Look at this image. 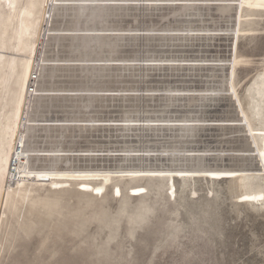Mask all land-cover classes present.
Instances as JSON below:
<instances>
[{
  "label": "rangeland",
  "instance_id": "1",
  "mask_svg": "<svg viewBox=\"0 0 264 264\" xmlns=\"http://www.w3.org/2000/svg\"><path fill=\"white\" fill-rule=\"evenodd\" d=\"M38 2L15 0V10L0 5V155L7 159L0 164V264H264V200L252 198L240 184L241 160L253 144L241 116L253 79L264 71V0L119 3L129 8L126 25L132 18L145 23L110 34L185 39L155 44L165 59H148L154 57L150 50L144 60L103 63L129 66L131 73L123 75L130 77L96 93L100 119L74 141L79 145L75 156H64L70 165H63L69 159L60 161L41 183L21 164L32 153L30 161L46 162L52 133L42 134L39 125L72 109L66 101L41 95L54 88L78 91L71 72L61 81L56 77L63 73L46 66L58 59L43 62L50 31L67 30L64 21L51 28L49 3L35 34L15 36L21 10L32 6L37 11ZM65 9L71 7L60 10ZM107 9V22L122 12ZM189 97L205 102L189 103ZM131 109L140 119H120V112ZM158 112L165 120H155ZM17 143L20 162L10 182L8 164ZM193 155L202 156L207 166L201 158L178 162Z\"/></svg>",
  "mask_w": 264,
  "mask_h": 264
},
{
  "label": "bare ground",
  "instance_id": "2",
  "mask_svg": "<svg viewBox=\"0 0 264 264\" xmlns=\"http://www.w3.org/2000/svg\"><path fill=\"white\" fill-rule=\"evenodd\" d=\"M93 1H95V2H93ZM115 1L116 0H46V2H44V0H40V2H38V4H37L38 5L37 11H35L34 7H32V6H27L25 9L21 10V12L23 13V16H22V20L20 21V31L15 33V36L19 37V38H28L31 36V34L32 35L35 34V32L37 30L38 22L40 21V19H42V9L44 8L45 3H49L48 10H47V16L50 18L49 20H52V12L55 10V7L59 6V8L56 9V16H55L56 23L62 24L64 21L66 24V28H67V30H65L66 32H72V33L78 34L77 32L86 31V34H89L90 32L101 31L103 26L108 23L107 22L108 18L104 19V15L106 16V14H103V13L104 12L107 13V10H109V9H107V7H109V4H111L112 2H115ZM14 2H15V0H0V5L6 6L9 10H15V9H13L14 8V6H13ZM69 2H71V3H69ZM63 4H69L70 5L69 7H71V10L65 9V11L67 13V15L65 17L62 14L63 11L60 10V9H63L65 7V6H63ZM80 4H95V5H91V6L87 5V7H80V6H78ZM99 4H107V6H105V5L101 6ZM114 4H117V3H114ZM60 28H62V27H60ZM52 29H53V27H52ZM56 29H58V27L54 29V32L56 31ZM65 31H63V32H65ZM47 33H49V30ZM47 33H46V35H47ZM81 33H84V32H81ZM113 40H114V38H103L102 39V37H93V36L87 35V36L80 37V38L79 37L67 38L66 41L62 42V44L64 43L63 45L65 46V50H64L65 52L69 53L72 57L77 58L76 59L77 61H84V62H82V64H86V65L88 64L87 67L96 68V69H86L87 71L85 72V74H84L83 69H80L78 71H75V70L71 71L72 75H74L75 79H76L75 88L77 91H88V90L100 91V89H99L101 86L100 81L96 77L101 76L103 72L106 73L107 70H106V68H103V69L101 68V67H106V65L102 66L101 64H97V63H100L98 61L101 60L100 58H102L104 54L112 56L115 53L117 48L115 47L116 45H114ZM115 41H116V39H115ZM57 44H59V43H57ZM57 46L58 45H56V47ZM59 46H60V44H59ZM0 61H1V56H0ZM55 62H57V61H55ZM0 64H1V62H0ZM83 66H85V65H83ZM125 67H127V68L124 70L128 71L129 66H125ZM22 70H23V68H22ZM57 72L59 73V71H57ZM60 74H62V73H60ZM24 75H26V73ZM83 75H87V77H86L87 80H85L83 78ZM56 76H58V75H56ZM93 76H95V77H93ZM39 77H37V78H39ZM94 78L97 80H95ZM40 79H41V77H40ZM71 79H74V78H71ZM75 79H74V81L73 80L72 81L75 82ZM61 81H62V79H61ZM63 81H65V80H63ZM72 81L71 82L69 81V83H72L71 85H73ZM58 84H56L57 87H59ZM60 84H61V82H60ZM61 86L63 87V83ZM67 87H69V86H67ZM36 88H38V87H36ZM73 88H74V86H73ZM43 89H45V88H43ZM54 89H56V88H54ZM36 90H38V89H36ZM47 90H48V88H47ZM57 91H58V89H57ZM72 92H76V91L72 89ZM247 92H248V94H247V100H248L247 106L248 107H247L246 111L244 112V114H242L241 120H242V124L246 128H248V129L251 128L252 133H253V144L250 147L249 151L245 154V156H243V158L241 160V162H242V168H241L242 169V179L240 180L241 181L240 184L245 188L244 190H246V192H249L251 194L250 196L252 198H258L259 200H264V71L259 73L253 79L252 84L249 87ZM38 93H37V95H38ZM41 93L43 94L44 92L41 91ZM76 93H78V92H76ZM89 96L90 95H86L87 99H85L86 103H88V104H86V103L84 104L83 100H80V99L79 100L78 99L67 100V104L70 106V108L72 107V109L70 111L68 110L69 113H66V109L65 110L63 109V111L65 112V118L66 119L67 118H76L77 116L74 115V113L84 112L82 110L83 108L86 109L87 107H90L91 105L89 103L91 102V99L90 100L88 99ZM38 100H39V105L41 106L39 97H38ZM36 101H35V103H37ZM44 102H46V101H44ZM99 102H100V100H99ZM32 103H34V102H32ZM32 103H30L31 106H32ZM28 105H29V103H28ZM39 105H37V106H39ZM63 105H65V104H63ZM53 106H55V105H53ZM65 106H67V105H65ZM34 107H33V111H34ZM60 107H62L61 104H60ZM47 108H49V107H47ZM49 110L51 111L50 108H49ZM55 111L57 112V110H55ZM30 113L32 114L33 112H30ZM27 115H29V114H27ZM38 116H40V115H38ZM33 118H35V117H33ZM29 119H30V117H29ZM252 119H253V121L255 120L257 123L256 124H250V121ZM38 120H37V123H38ZM64 121H66V120H64ZM44 122H45V120H44ZM25 123L27 124V122H25ZM35 123L36 122H34V124ZM34 124H33V127H34ZM183 125H185V124H183ZM25 126H28V125H25ZM13 128H14V126H13ZM31 130H33V129H31ZM62 133L63 132L59 131L58 134H52V135L48 136V139L46 140L47 144H45L46 149L44 150L46 152L44 157H47V159L43 165L38 166L37 162L30 161V159L34 153H32L31 157H29L30 155H27L28 159L26 161L24 159L25 162H23V163L21 162L22 163L21 169L25 170L27 168L28 171H30V173L33 176H35L38 179L37 181L40 183L45 181V179L48 178L49 175H52V173L55 171V169H58V164L61 163L60 161H62V159H61L62 156L59 157V155H63V154H58V153L64 152V150H65V148L62 146L63 144L61 143V139H60V138H62ZM35 145L36 144H34V146ZM25 150H26V148H25ZM37 150H38L37 152L39 153V151L41 149H37ZM32 152H33V150H32ZM37 152H35V153H37ZM3 154H5V153H2L0 155V164L1 163L6 164L7 159H6L5 155H3ZM27 154H28V151H27ZM13 155H14V153H12V155L10 156L9 164H10V161H11V158L13 157ZM40 155H42V154H40ZM34 157H36V156H34ZM17 159H19L18 156H17ZM19 162H20V160H19ZM18 166H19V164H18ZM18 166L15 167V173L13 175H10V173H9L10 168H8V176L9 177L17 174ZM3 167H4V165H0V172L3 171ZM151 170H153V169H151ZM121 171H123V170H121ZM19 172H20V170H19ZM4 173H2V174H4ZM27 173L29 174V172H27ZM120 173L121 172H119V174ZM86 174H87V172H86ZM123 174H125V173H123ZM133 174H134V172H133ZM89 175H91V173ZM92 176H93V174H92ZM86 177H87V175H86ZM110 177H112V176H110ZM2 178H3V176H2ZM81 179H83V178H81ZM0 182H2V181H0ZM83 184H85V183H83ZM21 191H23V190L21 189ZM24 191H25V189H24ZM248 196H249V194H248Z\"/></svg>",
  "mask_w": 264,
  "mask_h": 264
},
{
  "label": "water",
  "instance_id": "3",
  "mask_svg": "<svg viewBox=\"0 0 264 264\" xmlns=\"http://www.w3.org/2000/svg\"><path fill=\"white\" fill-rule=\"evenodd\" d=\"M127 2V1H132V0H116L115 2H112L111 4H109V6H111L112 9H118L121 10L122 12H120L116 17L112 18V20L110 22H108L106 25L103 26L101 31H96V32H90L89 34H86V31H80L77 32L78 34L72 33V32H50V34H48V37L46 39V45L44 46V52H43V62L49 61L50 59H58L57 62L54 63H50L46 66L50 67V68H55L58 69L60 73H64L62 78L63 80H68L69 77L66 76L65 72H71L73 70L78 71L80 69L84 70V74L87 71L86 69H96L93 67H87L88 64H82V62L84 61H77L75 57H72L69 53L65 52V46L62 44V42L66 41L67 38H71V37H84V36H93V37H103V38H114L120 41V44L117 46V50L115 51V53L111 56V55H106L104 54L102 58H100L101 60H99L98 62L101 63L102 66L106 65L103 64L105 62L108 61H137L139 60H144L147 59L148 56H145L147 54H150V50H154L151 51V53L154 54L153 58H148V59H165L164 56L166 55V53L160 52L157 47H154L155 44H158L159 41L163 40L162 44L171 42V41H183V37H156V38H150V37H143L142 39H138L136 37H126L123 38L117 34H110V33H115V31H120L119 29L126 27V26H133L135 27V29L137 28H143L145 23L143 20H138V21H134L132 18V23L129 25H126V23H124V16H127L125 13L129 8H126L124 6H122L123 4H119L122 2ZM147 1V0H146ZM95 2V1H93ZM71 3V2H69ZM117 3V4H114ZM62 5V4H61ZM91 6V5H95V4H80L78 6L80 7H87ZM101 6H107V4H99ZM63 6L65 7H69V4H63ZM61 7V6H60ZM74 7V6H73ZM59 8V6L55 7V10L52 12V20L53 22H51V26L53 27L54 24L56 23V9ZM225 10H229L228 8H225ZM186 22V21H184ZM136 23V24H135ZM165 25L167 24H161V27H165ZM51 27V28H52ZM137 27V28H136ZM183 29H188L187 27H182ZM177 28L174 27L175 31H179L176 30ZM84 32V33H81ZM164 38H168V39H172L170 41H166V39ZM178 38V39H177ZM132 40L134 42H132ZM55 43H59L60 46L57 48H55ZM138 43V44H137ZM159 45V44H158ZM56 56V57H54ZM54 57V58H53ZM120 57H124V58H120ZM147 57V58H145ZM171 59V58H170ZM172 59H176V58H172ZM51 62V61H50ZM88 62V61H87ZM89 63V62H88ZM41 64V63H40ZM90 64V63H89ZM85 65V66H83ZM41 67H44L43 63L41 64ZM106 68V73L103 72L101 76L96 77L99 81H100V91H96V90H88V91H78V93L76 92H69V91H55V92H47L46 95H42L43 99H48L50 101L53 100H61V101H66L67 100H73V99H80L83 100V103L85 104L86 101V95H90L88 97V99H91V102L89 103L91 106L87 107L86 109H82L84 112H77L74 113V115H76V118H65L64 113H57V114H52L51 115V119L52 120H57V121H45L43 123H40L39 126V130L42 134H44L45 132H49L52 134H58L59 131L64 132V136H62L63 138L61 139V143L63 144V146L67 147L66 149H68V151L66 152H62V153H58V154H63V155H59V157H61L62 160L64 159H69L66 161V163L63 161V165H70L71 160L70 158H64V156H75L77 149L79 147V145L77 143H75L74 141H76L77 139L80 138H84V135L86 133H88V129L91 126H94L93 123H95L97 120H99V112H97L98 108H100V106L98 105L99 100L101 99L100 97H97L98 95L96 93L99 92H103L105 90H109L111 88H113V86L115 85H120L122 83H124L123 81H121L122 79H126L129 78L130 76H125L123 75V73L129 72V74L131 73L130 68H128L129 70H124L127 67H118V68H109V67H101ZM96 72V71H95ZM43 77V76H42ZM80 77V76H79ZM87 75H83V78L85 80ZM95 77V76H93ZM61 79V77H56ZM42 79V78H41ZM95 79V78H94ZM95 79V80H97ZM69 84V83H67ZM164 86H168L166 84L163 85ZM42 98V97H41ZM38 99V98H36ZM172 99L173 102H176L175 99L176 98H169ZM211 99V101H214L213 98H209ZM213 99V100H212ZM190 102H200V103H204L205 101L202 100L201 97L198 98H192L189 97L187 99ZM93 102V103H92ZM35 103V101H34ZM88 104V103H86ZM136 111L134 110H126L124 112H120L118 115L120 117V119L123 120H136V119H140L141 114L138 113L139 118H136L135 115ZM70 115V114H69ZM72 115V114H71ZM163 112H158L155 116V120H165L164 118H162ZM126 117V118H124ZM66 121H62L65 120ZM145 120H152L149 118H144ZM178 119H182L178 118ZM166 129V128H165ZM196 131H197V127H195ZM176 130L178 132H180V128H176ZM195 131V132H196ZM28 134H30L28 132ZM46 135V134H45ZM183 144V143H182ZM185 144V143H184ZM47 158V157H45ZM194 158H201L203 159V164L205 166H207L206 161L204 160V158L202 156L199 155H193L192 157H188V158H178L179 161L185 160V159H194Z\"/></svg>",
  "mask_w": 264,
  "mask_h": 264
},
{
  "label": "built area",
  "instance_id": "4",
  "mask_svg": "<svg viewBox=\"0 0 264 264\" xmlns=\"http://www.w3.org/2000/svg\"><path fill=\"white\" fill-rule=\"evenodd\" d=\"M35 78V75L32 74L31 76V80H33ZM31 88V87H30ZM30 92V90H29ZM20 153V146L17 143L15 146V152L13 157L11 158L10 164L8 165V168H10V175H13L15 173V167L18 166L19 164V159H17V155ZM16 179V178H15ZM10 182L12 181V179L9 177Z\"/></svg>",
  "mask_w": 264,
  "mask_h": 264
}]
</instances>
